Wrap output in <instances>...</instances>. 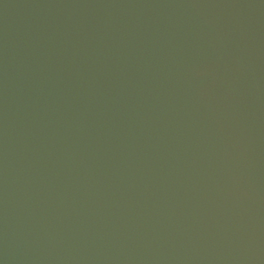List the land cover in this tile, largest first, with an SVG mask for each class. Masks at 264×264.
<instances>
[{
    "label": "water",
    "instance_id": "obj_1",
    "mask_svg": "<svg viewBox=\"0 0 264 264\" xmlns=\"http://www.w3.org/2000/svg\"><path fill=\"white\" fill-rule=\"evenodd\" d=\"M0 264H264V0H0Z\"/></svg>",
    "mask_w": 264,
    "mask_h": 264
}]
</instances>
